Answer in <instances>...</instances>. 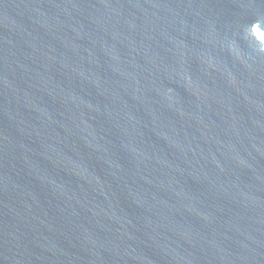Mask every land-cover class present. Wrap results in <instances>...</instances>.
Segmentation results:
<instances>
[{"label":"water","instance_id":"water-1","mask_svg":"<svg viewBox=\"0 0 264 264\" xmlns=\"http://www.w3.org/2000/svg\"><path fill=\"white\" fill-rule=\"evenodd\" d=\"M264 0H0V264H264Z\"/></svg>","mask_w":264,"mask_h":264},{"label":"bare ground","instance_id":"bare-ground-1","mask_svg":"<svg viewBox=\"0 0 264 264\" xmlns=\"http://www.w3.org/2000/svg\"><path fill=\"white\" fill-rule=\"evenodd\" d=\"M264 37V36H263Z\"/></svg>","mask_w":264,"mask_h":264}]
</instances>
